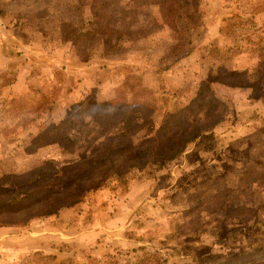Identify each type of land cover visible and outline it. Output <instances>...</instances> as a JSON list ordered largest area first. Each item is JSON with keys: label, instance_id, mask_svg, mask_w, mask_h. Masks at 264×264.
Wrapping results in <instances>:
<instances>
[{"label": "rangeland", "instance_id": "1", "mask_svg": "<svg viewBox=\"0 0 264 264\" xmlns=\"http://www.w3.org/2000/svg\"><path fill=\"white\" fill-rule=\"evenodd\" d=\"M173 1L149 33L157 0H0V176L137 145L203 86L224 109L167 164L0 227V264H264V0Z\"/></svg>", "mask_w": 264, "mask_h": 264}, {"label": "trees", "instance_id": "2", "mask_svg": "<svg viewBox=\"0 0 264 264\" xmlns=\"http://www.w3.org/2000/svg\"><path fill=\"white\" fill-rule=\"evenodd\" d=\"M157 8L159 20L146 21L149 33L164 25L173 27L178 14L173 0H157ZM124 23V35L130 36V25L136 26ZM258 65L264 73V60ZM224 73L223 78H217L218 84L234 88L247 81L243 74ZM203 87L187 106L171 110L167 120L137 145L130 142L128 134L111 136L103 139L91 154L78 156L58 167L43 166L21 174L0 176V227L25 226L32 219L53 215L80 203L111 180L125 183L147 165L170 162L185 151L197 135L218 125L223 118L221 102L207 92V86ZM56 141L63 147H66L64 143L75 144V140L63 136ZM55 180H58V188Z\"/></svg>", "mask_w": 264, "mask_h": 264}]
</instances>
